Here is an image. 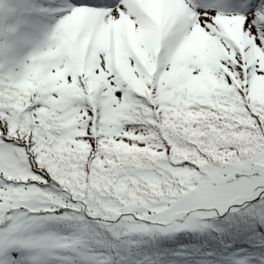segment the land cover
I'll use <instances>...</instances> for the list:
<instances>
[{"label":"snow or ice","instance_id":"obj_1","mask_svg":"<svg viewBox=\"0 0 264 264\" xmlns=\"http://www.w3.org/2000/svg\"><path fill=\"white\" fill-rule=\"evenodd\" d=\"M0 264H264V0H0Z\"/></svg>","mask_w":264,"mask_h":264}]
</instances>
